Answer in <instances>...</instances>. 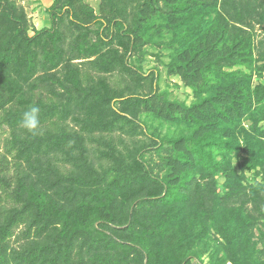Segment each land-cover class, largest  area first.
I'll use <instances>...</instances> for the list:
<instances>
[{"label": "trees", "instance_id": "trees-1", "mask_svg": "<svg viewBox=\"0 0 264 264\" xmlns=\"http://www.w3.org/2000/svg\"><path fill=\"white\" fill-rule=\"evenodd\" d=\"M99 1L0 0V264H264V0Z\"/></svg>", "mask_w": 264, "mask_h": 264}, {"label": "rangeland", "instance_id": "rangeland-1", "mask_svg": "<svg viewBox=\"0 0 264 264\" xmlns=\"http://www.w3.org/2000/svg\"><path fill=\"white\" fill-rule=\"evenodd\" d=\"M18 2L24 6L34 28L42 29L51 24L46 12V9L51 5V0H18ZM86 2L97 10L100 1L86 0ZM31 33H33V31ZM151 52L157 53L158 51L152 50ZM163 60L164 62H168L167 58H163ZM155 67H158L161 71L162 90L168 89L172 93L173 99L186 101L188 104H191L194 101L192 91L189 88H186L178 77L168 78L164 66L158 61L157 57H148L147 61L144 63V68L150 70Z\"/></svg>", "mask_w": 264, "mask_h": 264}, {"label": "clouds", "instance_id": "clouds-1", "mask_svg": "<svg viewBox=\"0 0 264 264\" xmlns=\"http://www.w3.org/2000/svg\"><path fill=\"white\" fill-rule=\"evenodd\" d=\"M20 125L23 129L30 133H36L41 126L40 109L38 106H31L23 113Z\"/></svg>", "mask_w": 264, "mask_h": 264}]
</instances>
